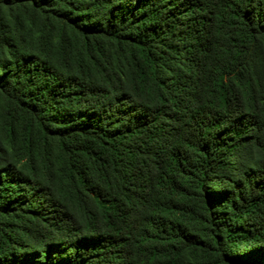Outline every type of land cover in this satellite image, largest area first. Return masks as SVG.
Here are the masks:
<instances>
[{"label":"trees","instance_id":"1","mask_svg":"<svg viewBox=\"0 0 264 264\" xmlns=\"http://www.w3.org/2000/svg\"><path fill=\"white\" fill-rule=\"evenodd\" d=\"M0 264H264V0H0Z\"/></svg>","mask_w":264,"mask_h":264}]
</instances>
